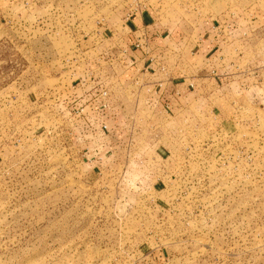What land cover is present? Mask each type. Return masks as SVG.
<instances>
[{
	"label": "rangeland",
	"instance_id": "1",
	"mask_svg": "<svg viewBox=\"0 0 264 264\" xmlns=\"http://www.w3.org/2000/svg\"><path fill=\"white\" fill-rule=\"evenodd\" d=\"M135 11L216 28L215 60L244 69L245 87L175 114L143 94L127 117L140 140L88 176L93 132L68 128L56 63ZM262 23L264 0H0V264H264Z\"/></svg>",
	"mask_w": 264,
	"mask_h": 264
},
{
	"label": "crops",
	"instance_id": "2",
	"mask_svg": "<svg viewBox=\"0 0 264 264\" xmlns=\"http://www.w3.org/2000/svg\"><path fill=\"white\" fill-rule=\"evenodd\" d=\"M215 31L213 26L190 29L188 33L183 25L167 29L155 23L150 13L135 11L127 17L120 16L108 25L99 22L98 27L85 34L81 41H72L70 50L56 64L70 79L65 85L67 107L83 106V118L77 122L76 129H83L82 121L93 124L96 120L98 100H94L90 93L96 84L110 90L111 109L115 115L114 120L108 121L110 133H103L97 127L90 129L93 130L90 141H94L97 152L88 157L81 156L82 161H86L84 168L89 171L88 176L98 175L109 168L108 163L120 147L118 139L125 134L128 112L140 104L143 94V100L150 99L147 91L155 82H165V95L170 102L171 114L181 113L200 97L224 89L228 86H222L226 81L238 82L239 86L245 87V84H240L246 82L247 72L244 69L238 66L236 70L240 74L234 76L231 68L236 67L235 64L232 66L229 62L220 65L215 60L219 55ZM260 32L255 31L254 41H257ZM258 42H263V39H258ZM161 66L166 69L165 77L158 71ZM257 66L261 70L254 77L258 78L259 87L254 88L261 91L259 95L262 101L264 55ZM175 91L178 92L177 96L171 95ZM241 91L239 87L238 92ZM78 131L75 134L78 141L85 140ZM167 152L162 147L158 150V156L164 158Z\"/></svg>",
	"mask_w": 264,
	"mask_h": 264
},
{
	"label": "built area",
	"instance_id": "3",
	"mask_svg": "<svg viewBox=\"0 0 264 264\" xmlns=\"http://www.w3.org/2000/svg\"><path fill=\"white\" fill-rule=\"evenodd\" d=\"M159 73L162 76H166V69L161 66L158 69ZM165 82L163 80L157 81L153 84V86L147 91L150 99L148 100V107L154 108L157 105L160 107V109L166 114L169 113L170 108V102L168 98L165 95V88H164ZM90 93L92 95V98L94 100H98V104L96 106V120L93 124H84L83 121L82 124V130L80 131H90V133L93 132V130H90L91 128L97 127V130L108 133L109 132V125L108 121L114 120L115 115L112 113V104H111V96H110V90L108 87H102L100 84H96L91 90ZM176 95L178 92L171 93V95ZM173 95V96H174ZM67 107V106H66ZM70 107H67L68 111V128L75 129L77 127V122L80 121L83 118V106H77L75 108L69 109ZM135 130V122L134 119L130 116V121H127L126 128H125V134L123 138H119V141H126V143L129 141H139L140 139H137V129ZM96 131V130H95ZM110 133V132H109ZM141 134V130H140ZM159 157V156H158ZM163 159V158H161Z\"/></svg>",
	"mask_w": 264,
	"mask_h": 264
}]
</instances>
